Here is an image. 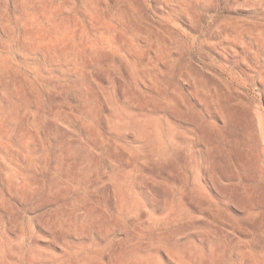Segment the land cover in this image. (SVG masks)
<instances>
[{
	"label": "rangeland",
	"instance_id": "1",
	"mask_svg": "<svg viewBox=\"0 0 264 264\" xmlns=\"http://www.w3.org/2000/svg\"><path fill=\"white\" fill-rule=\"evenodd\" d=\"M0 264H264V0H0Z\"/></svg>",
	"mask_w": 264,
	"mask_h": 264
}]
</instances>
